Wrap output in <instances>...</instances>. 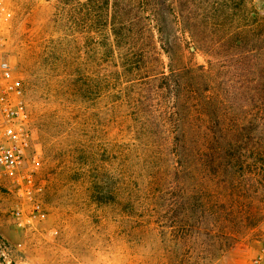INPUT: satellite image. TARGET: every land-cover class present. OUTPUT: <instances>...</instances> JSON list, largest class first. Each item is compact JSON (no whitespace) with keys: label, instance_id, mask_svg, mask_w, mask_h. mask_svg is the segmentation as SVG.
<instances>
[{"label":"rangeland","instance_id":"rangeland-1","mask_svg":"<svg viewBox=\"0 0 264 264\" xmlns=\"http://www.w3.org/2000/svg\"><path fill=\"white\" fill-rule=\"evenodd\" d=\"M84 1L4 0L0 55L26 89L33 188L0 178V264H248L264 242V39L220 46L202 20L214 0H177L190 21L165 31L171 96L116 77ZM232 132L242 157L213 156ZM35 202L45 217L20 225Z\"/></svg>","mask_w":264,"mask_h":264},{"label":"trees","instance_id":"trees-1","mask_svg":"<svg viewBox=\"0 0 264 264\" xmlns=\"http://www.w3.org/2000/svg\"><path fill=\"white\" fill-rule=\"evenodd\" d=\"M80 4L89 21L92 19V24L96 22L95 29L90 24L92 30H87V34L92 35L99 53L104 49L109 53L114 62L116 77L120 81L132 83L160 80L163 82L161 87L171 91V96L175 86L181 89V77L173 69L172 62H165L162 56L165 54L170 57L171 46L177 44L175 37L165 34L172 23L170 17L173 16L174 24L182 26L184 31L189 27L190 15L185 12L186 6L177 0H86ZM250 5L252 0L209 2L208 6L214 12V17H211L212 20L203 17L202 20L218 30L214 33L226 34L224 38L219 35L218 45H225L226 37L233 35L232 32L240 36L239 43H244L247 35L255 36L262 43L264 15L261 16L257 8L253 5L250 8ZM197 42L200 45L199 40ZM198 44L195 46L200 48L201 45ZM259 45L258 48L264 50V45ZM120 90L121 87L118 91ZM181 99L178 92L175 103L178 105ZM232 133L231 136L225 135L222 138L221 143H226V146L210 147L213 156H219V152L215 154L214 151H219L220 148L222 156L234 159L242 157L243 154H238L236 149L231 151V148L240 143L242 136H239V132ZM177 136H181L183 140L187 138L184 129L177 131ZM220 137L222 136L214 135L212 139L218 142Z\"/></svg>","mask_w":264,"mask_h":264},{"label":"built area","instance_id":"built-area-1","mask_svg":"<svg viewBox=\"0 0 264 264\" xmlns=\"http://www.w3.org/2000/svg\"><path fill=\"white\" fill-rule=\"evenodd\" d=\"M6 11L0 0V20ZM31 141V114L26 89L11 62L0 55V178H8L18 185L19 193L32 198L33 175L27 167V152ZM16 218L33 222L45 217L39 202L32 205L28 214L18 209ZM248 264H264V242Z\"/></svg>","mask_w":264,"mask_h":264}]
</instances>
